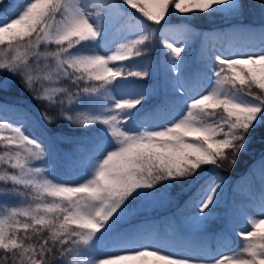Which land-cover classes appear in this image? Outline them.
Here are the masks:
<instances>
[{
  "label": "snow or ice",
  "instance_id": "snow-or-ice-1",
  "mask_svg": "<svg viewBox=\"0 0 264 264\" xmlns=\"http://www.w3.org/2000/svg\"><path fill=\"white\" fill-rule=\"evenodd\" d=\"M246 7L243 0H0V111L42 130L37 137L0 119V264H264V158L253 208L231 209L228 230L242 238L232 252L210 254L179 226L176 238L155 235L154 224L139 219L145 203L171 201L169 189L180 186L187 198L177 215L203 229L229 186L217 170L234 167L264 131V27L259 43L246 27L219 33L249 43L204 52L206 85L194 88L185 69L195 34L169 25L177 13L189 24L196 13L228 18ZM157 40L166 50L170 113L145 110L155 93L143 81ZM14 92L56 115L36 118L5 99ZM149 113L164 119L144 127ZM61 119L90 137L74 161L81 168L74 184L55 172L49 125ZM254 209L258 218L248 219Z\"/></svg>",
  "mask_w": 264,
  "mask_h": 264
},
{
  "label": "trees",
  "instance_id": "trees-1",
  "mask_svg": "<svg viewBox=\"0 0 264 264\" xmlns=\"http://www.w3.org/2000/svg\"><path fill=\"white\" fill-rule=\"evenodd\" d=\"M93 0H89L92 2ZM244 3L247 4L246 9L243 11L242 15L236 17H206L205 14H194L191 17V21L189 24H184L181 17L178 14H175L171 20L169 21V25L171 27H189L193 33L195 34L193 38L196 39L193 46H191V50L187 52V67L189 69V79L190 84L194 88H199L201 84L206 85V77L205 75H197V71H202V66L204 65L203 53L208 49L212 50H231L237 48L246 47L249 43L248 39L245 37H237L234 39H224L219 36L221 32H231L237 29H241L246 27L254 31L257 35L254 39L255 43H259V33L264 27V22H255L252 19H255L254 10L260 5L262 0H243ZM260 13L264 11L259 7ZM151 23V22H149ZM153 27H158L152 25ZM202 34V35H201ZM158 35V34H157ZM207 37V39H205ZM155 47H153L152 51L149 53L148 59L151 65L154 67L150 68V77L143 81L155 87L154 95L148 100L145 105V110H150L156 106L160 108H165L171 112L174 108L173 105L166 104V92H165V75L166 70L163 64V56L162 53L166 50L162 49V46L159 44L157 40L155 42ZM162 56V57H161ZM161 63V65H160ZM155 69V72H153ZM154 73V75L152 74ZM200 84V85H199ZM171 94L168 93L167 96ZM9 101V100H8ZM38 101H33V105L30 102L28 104L31 108L25 104L19 103L23 105L25 110L33 114L36 118L38 117L36 113V108L41 106ZM29 107V109L27 108ZM42 110V109H40ZM48 115H56L54 110H46ZM149 117L146 120H142L144 127H153L156 124H159L164 119L163 116L155 117L149 113ZM7 119L11 121L18 120L17 114L12 111L3 112L0 111V119ZM28 131L30 135H35L39 137L41 135V128L33 125L31 120H19ZM97 125H89L87 128H96ZM51 135L53 139L59 142H64L69 145L71 148H67L65 156L64 153L62 155L61 152L57 154V151L54 147V151L56 152V156H63V161L59 164V169L61 170L62 176H64L63 180L69 182H77L76 178L81 174V168L77 166L74 161L78 158L79 152L83 151L90 142V137L86 132V129L81 126L70 125L68 122L64 120H57L54 124L49 125ZM57 147V146H56ZM64 151V149H63ZM3 154V153H0ZM243 157L237 160V163L232 168H222L217 171L226 177L229 178V186L226 189V193L224 194V201L226 204L222 207L221 216L225 219L226 223L220 227H216L210 229L208 231H203L201 233H193L195 239L189 241V243L196 245H204L207 248V252L210 254H216L217 249L221 251L232 252L234 249H238L242 244V238L233 234L228 230L229 219L231 215V209L233 206H242L246 207L249 203L247 199L242 196H238L236 193L238 190H245L252 195L258 193L260 187V176H261V158H264V131L257 130V132L253 135V138L249 144L248 151L246 153H242ZM231 172V173H229ZM159 187V186H158ZM180 187V186H176ZM173 187V188H176ZM173 188L169 189L172 190ZM179 193L180 191H176ZM187 191L182 196V202L179 207H183V201L187 198ZM252 206V205H251ZM253 207V206H252ZM178 213V209H177ZM187 215V213H185ZM154 224L155 228H160V233L158 236H163L162 230H164V223H167L169 220L168 217L165 219H158L160 223L155 224L154 219H144ZM157 223V222H156ZM166 225V224H165ZM185 235L188 234L187 231L182 232ZM206 237V240H200V235ZM207 256V255H205ZM209 257V256H207Z\"/></svg>",
  "mask_w": 264,
  "mask_h": 264
},
{
  "label": "rangeland",
  "instance_id": "rangeland-1",
  "mask_svg": "<svg viewBox=\"0 0 264 264\" xmlns=\"http://www.w3.org/2000/svg\"><path fill=\"white\" fill-rule=\"evenodd\" d=\"M90 10L92 11L93 15H95L96 9L92 8ZM131 11L134 12L135 10H131ZM198 14L200 15L201 13H198ZM254 14L255 15L257 14V15L255 16V19L254 18L252 19V21L264 22V13L263 12L260 13L259 6L254 10ZM137 15H139V13H137ZM178 15L180 16V14H178ZM195 41H196V39L192 38V40L190 41L191 46L194 45ZM155 48H156V46H155ZM182 55H184V54L182 53ZM160 65H161V63H160ZM151 67H154V66L151 65ZM202 69H203V66H202ZM185 71H186V75H188V73L190 72L187 66H186ZM153 72H155V69H154ZM203 73L204 72H202V71H199V70L197 71V75H201V77H202ZM152 74L154 75V73H152ZM204 85L205 84H201L199 86V88L204 86ZM5 99L9 100L10 102L11 101H15L17 103L25 104V105L29 106L30 108H31V106L28 104V102H30L31 105H33V101H34L28 96L27 93H20V92H14L12 95L5 96ZM40 105L41 106H38L35 109L38 117H40V114L42 112H44L46 110H51L50 108L47 107L46 104H40ZM29 107H27V108L29 109ZM40 109H42V110H40ZM13 122L14 123L19 122V120H15ZM53 143H54V147H55V149L57 151V154H59V152H61L62 155L64 153V156H65V153H66L65 149L71 148L66 143H64V142H59L58 143L54 139H53ZM63 149H64V151H63ZM0 153H3L2 147H0ZM242 157H243V155L241 154L239 159H241ZM61 161H63V156H56V159L54 161V163L56 164L55 172H56V175L58 176V178H60V179H62V175H60L61 174V170L59 169V164H60ZM229 173H231V172H229ZM68 183L69 184H74L76 182H68ZM2 187H4V186L2 184H0V188H2ZM174 187H176V186H174ZM226 189H225L224 194L226 193ZM176 191H180V192L177 193ZM186 191H187V189H185L182 192L180 187H176V188H173L172 190H169L170 196L172 197L171 201L161 200V201H159L157 203H145L143 215L141 217H139V219H141V220H144L146 218L147 219H154V220H156L155 224H158V223H160V221L158 219L162 220V219H165V217H168L169 220L167 221V223L163 224L165 226V228H164V230H162V232H163V236H169L170 238H176V233H177V227L178 226H179V231L180 230H182V232L187 231L188 233L193 232L195 234V233H201L203 231H208V230L216 228V227H220V226H222V225H224L226 223L225 219L221 216L222 207L226 204L225 201L216 210V215L213 217V219L211 221H209V223L207 225H205L203 227V229L191 228L188 224L184 223L180 219L179 215H177V209H178L179 205L181 204L182 196L184 195V193ZM236 193L238 194V196L245 197L247 199L248 203H249L250 198L254 196V195H252L251 193H248L245 190H238ZM244 205L245 204H243L242 206H244ZM251 205L252 204L249 203L248 205H246V207L251 209V208H253L252 207L253 205L252 206ZM256 212H258V209H254L252 214L248 216V219L258 218L257 215H256ZM173 220H174V222H173ZM243 227H249L250 228L251 225L250 224L242 225V228ZM159 229L160 228H158V227L154 229V234L155 235H158L160 233ZM232 233L235 234V232H232ZM226 252H228V251H226ZM199 258L202 261H205V260L208 259L203 254H201Z\"/></svg>",
  "mask_w": 264,
  "mask_h": 264
}]
</instances>
